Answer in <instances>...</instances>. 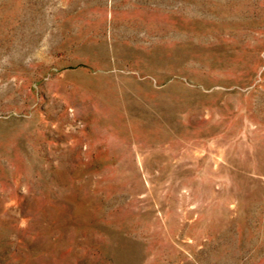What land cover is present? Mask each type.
Returning a JSON list of instances; mask_svg holds the SVG:
<instances>
[{
	"label": "rangeland",
	"instance_id": "1",
	"mask_svg": "<svg viewBox=\"0 0 264 264\" xmlns=\"http://www.w3.org/2000/svg\"><path fill=\"white\" fill-rule=\"evenodd\" d=\"M0 264H264V0H0Z\"/></svg>",
	"mask_w": 264,
	"mask_h": 264
}]
</instances>
